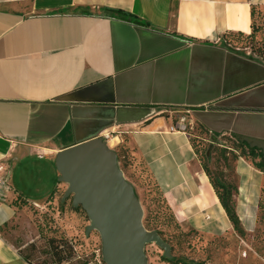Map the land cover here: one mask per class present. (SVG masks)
<instances>
[{"label": "crops", "instance_id": "0c3cea01", "mask_svg": "<svg viewBox=\"0 0 264 264\" xmlns=\"http://www.w3.org/2000/svg\"><path fill=\"white\" fill-rule=\"evenodd\" d=\"M252 7L264 0H0V164L11 186L0 229L24 211L9 205L14 195L42 208L61 187L59 152L117 133L180 226L230 232L174 119L264 141V64L223 42L251 31ZM235 172L236 213L249 233L243 223L255 222L264 174L244 158ZM21 191L47 198L33 204ZM0 264H28L1 232Z\"/></svg>", "mask_w": 264, "mask_h": 264}, {"label": "rangeland", "instance_id": "374dc122", "mask_svg": "<svg viewBox=\"0 0 264 264\" xmlns=\"http://www.w3.org/2000/svg\"><path fill=\"white\" fill-rule=\"evenodd\" d=\"M223 42L229 49L264 64V7L254 11L253 28L248 34L227 35L223 38ZM174 125H183L186 133L192 137L199 152L197 161L200 166L201 164L208 166L214 181L237 186L238 177L235 168L238 160L235 161L231 154L239 156L242 150L246 154L247 149L242 148L241 145L249 147V144L233 136H213L206 133L197 124L190 122L187 115L176 116ZM116 135L117 133L109 135L103 141L107 147L108 141L114 145L108 148L116 153L118 167L124 179L132 186L133 195L141 206L142 225L146 217L156 220L157 226H153L154 230L148 232L156 233L167 246L165 250L155 242L146 244L144 247L146 264L200 262L204 264H264V182L256 202L255 222L251 225L247 222L243 223L249 230V233L245 231L243 238L232 230L218 236L200 234L171 221L164 208H157L155 201L159 197L156 189L142 163L132 159L131 147L127 146V136L122 135L124 144L123 148H120L118 147L120 143L116 144V139L111 137ZM221 149L230 151L226 160L219 155ZM256 150L263 153L261 150ZM122 151L126 153L123 154ZM247 161L252 165L251 160L247 159ZM59 185L61 187L55 188L53 198L45 203L44 209H38L34 213L29 208L19 213L9 226L1 230L2 238L10 241L31 264H52V257L47 254L45 239L59 238V232L62 230L63 234L71 240L75 251V257L66 264H104L99 234L94 230L87 233V228L90 226L88 217L84 211L72 206V195L64 199L67 184L59 182ZM21 193L30 202H37V204H43L47 198L46 196L43 199L44 195L33 191H21ZM54 199L58 202L56 206L51 204ZM158 231L161 232V236Z\"/></svg>", "mask_w": 264, "mask_h": 264}, {"label": "water", "instance_id": "95a60500", "mask_svg": "<svg viewBox=\"0 0 264 264\" xmlns=\"http://www.w3.org/2000/svg\"><path fill=\"white\" fill-rule=\"evenodd\" d=\"M264 154V141L237 138ZM58 181L67 184L64 199L72 195V206L81 207L90 221L89 231L101 238L104 264H146L144 247L155 242L167 250L156 233L142 225V209L124 179L116 153L103 139L62 150L56 155Z\"/></svg>", "mask_w": 264, "mask_h": 264}, {"label": "trees", "instance_id": "16d2710c", "mask_svg": "<svg viewBox=\"0 0 264 264\" xmlns=\"http://www.w3.org/2000/svg\"><path fill=\"white\" fill-rule=\"evenodd\" d=\"M257 8H259V7H252V9H251V19H252L251 29L253 28L254 11ZM227 35H242V34L236 33V34H227ZM227 35H224L223 38ZM197 126L200 127V129L204 130L206 133H208L201 125L197 124ZM189 141H190V145L194 151V154L196 155V158H198L199 152H198V149L196 148V146L194 144L192 137H190ZM123 144H124V140L122 139V142L120 143V145H118V147L123 148ZM127 146H129V145H127ZM241 147L246 148L247 153L246 154L243 153V150H242L241 155H239V156L235 155L234 153L231 154V156L234 158V160L236 161L239 158H244L246 160L249 159V160H251L252 166L256 170H258L261 173H264V154L257 152L256 149H251L244 144H242ZM128 148H130V146ZM122 153L124 154L126 152L122 151ZM130 154L133 157L132 158L133 160H136L137 162L142 163L146 173L148 174L150 180L152 181V183L156 189V193L159 197V199H157L155 201L156 204L158 205L157 208L158 209L164 208L165 211L168 212L170 220L174 221L176 224L179 225L175 215L173 214V212L170 210V208L166 204V201L164 200L162 193L160 192L158 186L156 185L152 175L150 174V172L147 169L144 162L142 160H140L138 157H136L135 154H133L132 149H131ZM229 154H230V151H228L227 149H221L219 151L220 157L224 160H226V157ZM257 159H258V162H256ZM201 168L204 171L205 175L207 176L209 183L212 186V188L216 194V197L219 201V204L221 205V207H222V209H223V211H224V213H225V215H226V217H227V219L231 225L232 231L235 232L240 238H243L245 235V231H244V228L241 224V221H240V219L236 213L235 196L238 193L237 186H233L231 184H225L224 182L221 183L219 181L218 182L214 181V179L212 178V175L208 169V166L206 164H201ZM54 194H55V190L49 195L46 203H48V201L53 198ZM54 202H55V204H54ZM51 204L53 206L58 205L57 199H54V201ZM62 204L63 203H61V205ZM9 205L14 206V207L19 208L20 210H24V211L30 208L34 213L38 209H44L43 207L42 208H36L33 205L28 204V202L26 200H24L21 197V195H18V194L14 195V197L9 201ZM77 209H79L83 212L81 207H77ZM58 213H57V215L59 216ZM143 226H144L145 230L152 231V230H154V229H152V227L153 226L156 227L157 223H156V220H153L150 217H146L143 220ZM4 227H7V225H5ZM4 227L2 229H4ZM2 229H0V232ZM193 231L197 232L196 230H193ZM197 233H199V232H197ZM59 234H60L59 238L50 237L48 239H45V243H46V246L48 248L47 254L52 257V264H66L71 259H73L75 257L74 247H73L71 240L68 239L69 237L66 236L65 234H63L62 230L59 232ZM158 234L161 236V232L158 231ZM200 234H202V233H200ZM18 253L28 264H31L29 262V260L25 256L22 255V253L20 251H18ZM183 264H186V263H183ZM190 264H204V263L200 262V263H190Z\"/></svg>", "mask_w": 264, "mask_h": 264}, {"label": "built area", "instance_id": "2783aa9c", "mask_svg": "<svg viewBox=\"0 0 264 264\" xmlns=\"http://www.w3.org/2000/svg\"><path fill=\"white\" fill-rule=\"evenodd\" d=\"M179 130L185 131L183 125H178ZM174 128H171L173 130ZM9 170L0 164V203L7 202L11 194V186L9 183L10 175Z\"/></svg>", "mask_w": 264, "mask_h": 264}]
</instances>
